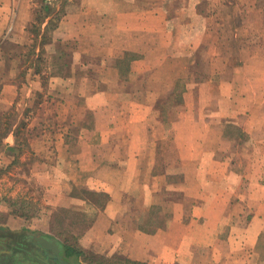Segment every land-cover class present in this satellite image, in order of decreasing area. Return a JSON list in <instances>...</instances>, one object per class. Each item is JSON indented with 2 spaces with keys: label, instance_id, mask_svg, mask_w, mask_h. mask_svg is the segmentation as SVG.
I'll use <instances>...</instances> for the list:
<instances>
[{
  "label": "rangeland",
  "instance_id": "rangeland-1",
  "mask_svg": "<svg viewBox=\"0 0 264 264\" xmlns=\"http://www.w3.org/2000/svg\"><path fill=\"white\" fill-rule=\"evenodd\" d=\"M208 1L200 3V10ZM230 2L224 6L216 2L215 19H207L205 12L198 11L197 26H210V40L216 45L194 53L193 62L197 58L202 61L199 66L187 69L182 66L187 62L179 59L175 68H159L156 74L149 70L142 79L145 88L162 92L156 106L169 129L165 143L156 149L159 160L155 170L164 169L165 173L159 179L150 178L145 155L147 161L125 201L129 218L148 229L167 224L175 215V204L183 205L186 221L193 219L197 209L200 216L193 217L200 219L198 225L209 221L207 227L195 228L198 236L240 232L247 252L253 247L245 240L259 232L254 251L264 264V0ZM33 29H38V21L22 47L17 48L15 43L8 47L7 64L0 67V223L20 220L34 236L51 235L62 242L78 243L107 199L101 193L91 196L83 188L72 186L63 176L64 161L50 159L51 149L39 146L37 137L46 126L80 121L82 107L73 98L53 105L47 97L54 87L64 92L63 83L51 80L68 72L62 67L67 57L49 42V35L36 40ZM214 29L217 34L212 36ZM196 70L200 71L196 75L205 79L195 87L190 85L187 103L186 82ZM94 74L106 76L100 69ZM166 74L169 79H180L175 84H161ZM5 82L18 85L14 90L8 87L11 103L3 98ZM110 86L114 87V82ZM53 110L55 120L50 116ZM182 112L196 118L194 123L201 121V126H194L201 129L200 134L196 132L197 142L183 150L176 143L177 131L172 125ZM84 118L91 123L94 116ZM102 118L106 120L107 115ZM148 186H155V191ZM212 221L219 222L218 228H212ZM25 233L15 237L0 231L2 245L13 241L27 249L26 255L14 251L7 260L23 258L27 263L40 255ZM106 257L105 264H133V260L121 256ZM37 264H43L42 260Z\"/></svg>",
  "mask_w": 264,
  "mask_h": 264
},
{
  "label": "crops",
  "instance_id": "crops-1",
  "mask_svg": "<svg viewBox=\"0 0 264 264\" xmlns=\"http://www.w3.org/2000/svg\"><path fill=\"white\" fill-rule=\"evenodd\" d=\"M202 1L0 0L1 68L7 64L8 47L13 43L17 48L22 47L30 28L37 21L38 38L49 35V42L65 51L67 58L63 65L68 72L53 76L51 80V83H63L64 92L60 93L54 87L47 97L53 105L62 103L63 99L66 102L67 98L76 99V105L82 107L79 111L81 118L64 126H56L54 122V125L46 126L37 138L39 146L51 149L50 159L64 161L63 176L71 180L72 186L88 190L91 196L100 193L106 196L107 202L98 209L95 219L78 240L85 253L121 256L145 264H251L252 260L256 261L255 264H262L259 253L254 251L259 232L245 240L253 247L250 252L244 251L243 233L240 232L234 234L235 231L231 230L224 236H198L195 228L207 227L209 221L198 225L200 219L193 217L199 215L197 207H194L193 219L186 221L183 205L175 204L173 218L154 229L143 228L127 214L130 208L126 197L143 170L147 161L145 155H148L150 178L159 179L165 173L164 169L155 170L159 160L156 149L165 143L169 129L162 110L156 106L162 92L145 88L143 80L149 70H155L156 74L159 68H175L179 59L187 62L184 65L181 62L187 69L199 66L202 61L197 58L194 63V53L200 48L208 50L216 46L210 40V26H197ZM217 1L222 6L231 3L230 0H209L207 7L201 8L207 19H215ZM211 32L212 36L217 34L215 29ZM97 69L104 71L106 76L94 74ZM198 73L200 71L196 70L187 79V103L191 96L190 85L195 87L205 79L203 76L199 78ZM176 77L169 79L166 74L161 84H175L180 79ZM151 78L152 75L147 82ZM111 82L115 85L112 88ZM5 83L3 98L11 103L8 87L14 90L15 85ZM51 113L55 120L56 111ZM89 114L94 118L91 123H86L84 117ZM102 115H107L106 120ZM175 119L177 121L172 125L177 131V145L182 150L190 148L197 142L195 137H199L197 133L201 131L194 126H201V121L194 123L192 121L196 118L183 112L181 118ZM207 127L215 129L211 125ZM10 142H14L12 138ZM56 148L60 150L58 153L53 151ZM180 159L183 162V158ZM148 187L155 191V186ZM11 222L0 223V231H3L1 228H9L15 231L16 237L27 229L20 220ZM218 223L212 221L210 225L216 229ZM33 233L27 232V235L41 252L34 261L24 263L23 258L7 260V256L2 255L7 251V244L2 245L0 238V264H37L38 259L47 257L51 264H55L54 257L49 255L53 250L38 247L39 235L34 236ZM63 248L62 264L88 263L83 256L72 259L75 261L72 263L66 258Z\"/></svg>",
  "mask_w": 264,
  "mask_h": 264
},
{
  "label": "trees",
  "instance_id": "trees-1",
  "mask_svg": "<svg viewBox=\"0 0 264 264\" xmlns=\"http://www.w3.org/2000/svg\"><path fill=\"white\" fill-rule=\"evenodd\" d=\"M33 32H35V35H36V37H37V39L36 40H38L39 38H38V33H39V29H33ZM58 49H60V51H61V54H62V56H65V51H63V49L61 48V47H58ZM63 68L65 67L64 65L62 66ZM38 71H39V69H37ZM1 125V124H0ZM9 128V125H7L6 126V131H7V129ZM87 192H89L88 190H86ZM89 194V193H88ZM144 228V227H143ZM3 231L4 230H6L5 232L7 233V234H9V235H11V236H13L14 234H15V231L14 230H10L9 228L7 229H5V228H1ZM148 229V228H147ZM23 231H25L26 233L27 232H31L32 233V231L31 230H27V229H25V230H23ZM24 234V236H28L30 239H31V237H30V235H27V234ZM32 240V239H31ZM30 240V241H31ZM10 243H8L9 245H6L5 246V248L7 249V251L5 252H3L2 253V255H6L7 257H9V256H11L12 254H13V252L14 251H19V250H21L20 252L22 253V254H24V255H26V250L27 249H25V247L23 246V244H18V245H16V244H14L15 242H11V241H9ZM31 243L33 244V245H35V241H31ZM36 245L38 246V247H40L41 249H43V250H45L41 245H39L37 242H36ZM63 252H64V254H65V256H66V258L68 259L69 258V261H71L72 262V259H76V258H78V257H80V256H83L84 257V260H86L88 263L87 264H105V262L104 261H107L108 260V258L106 257V256H104V255H99V254H90V253H85L81 248H80V246H79V244L77 243V242H75V243H70V242H63ZM23 249V250H22ZM36 257H38V255L36 254L35 255ZM46 256V255H45ZM121 259H129V258H121ZM42 260V263L43 264H51V262H49V258L47 257V259L46 258H42L41 259ZM59 261H60V259H58ZM132 259H130V260H128V261H131ZM61 262V261H60ZM75 262V261H74ZM74 262H72V263H74ZM138 262L139 261H134L133 260V264H138ZM80 264H82V263H80Z\"/></svg>",
  "mask_w": 264,
  "mask_h": 264
},
{
  "label": "water",
  "instance_id": "water-1",
  "mask_svg": "<svg viewBox=\"0 0 264 264\" xmlns=\"http://www.w3.org/2000/svg\"><path fill=\"white\" fill-rule=\"evenodd\" d=\"M37 243L41 245L45 249L53 250V253L49 255L52 257H58L62 262V242L56 237H48L45 235H41L38 238Z\"/></svg>",
  "mask_w": 264,
  "mask_h": 264
},
{
  "label": "flooded vegetation",
  "instance_id": "flooded-vegetation-1",
  "mask_svg": "<svg viewBox=\"0 0 264 264\" xmlns=\"http://www.w3.org/2000/svg\"><path fill=\"white\" fill-rule=\"evenodd\" d=\"M53 259H55V264H62V263L58 260L59 258L54 257Z\"/></svg>",
  "mask_w": 264,
  "mask_h": 264
}]
</instances>
